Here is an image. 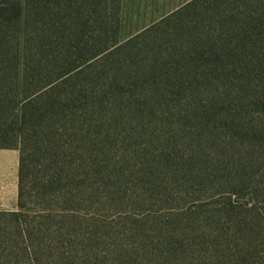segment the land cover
Wrapping results in <instances>:
<instances>
[{"label":"rangeland","instance_id":"obj_1","mask_svg":"<svg viewBox=\"0 0 264 264\" xmlns=\"http://www.w3.org/2000/svg\"><path fill=\"white\" fill-rule=\"evenodd\" d=\"M20 1L56 81L3 113L26 200L0 264H264V0Z\"/></svg>","mask_w":264,"mask_h":264},{"label":"trees","instance_id":"obj_2","mask_svg":"<svg viewBox=\"0 0 264 264\" xmlns=\"http://www.w3.org/2000/svg\"><path fill=\"white\" fill-rule=\"evenodd\" d=\"M0 2V140L8 138L11 134H15L16 131L21 128V124L24 121L25 109L31 105L34 96L41 92H47L56 81V75L52 69H45L43 72H39L38 76L30 73L29 70V57L27 51V44L25 40V31L20 26L23 25V10L22 2L20 0L13 1L9 10L11 11V17L7 21L4 20L5 11L8 10L1 5ZM10 28L12 31L18 29V33L4 38L2 33L5 34L4 29ZM8 28V29H9ZM11 43L14 44L12 48ZM7 46V48H6ZM10 55L9 60L4 63L5 54ZM11 62V63H10ZM15 62L17 69L12 70L9 67V63L12 65ZM10 65V66H11ZM34 78L39 79V90L30 91L29 88L32 85ZM19 93H17V90ZM7 110L12 112V119L18 121L12 122L11 125H6L3 121V113ZM18 128V129H17ZM0 148H14L20 151V178H19V200L17 212H0V220L5 217H11L16 222L19 221L23 212L25 211L26 200V158L25 152L15 146L0 145Z\"/></svg>","mask_w":264,"mask_h":264},{"label":"crops","instance_id":"obj_3","mask_svg":"<svg viewBox=\"0 0 264 264\" xmlns=\"http://www.w3.org/2000/svg\"><path fill=\"white\" fill-rule=\"evenodd\" d=\"M20 151L0 148V212H17L19 200Z\"/></svg>","mask_w":264,"mask_h":264}]
</instances>
